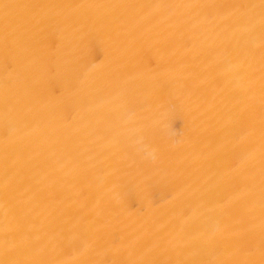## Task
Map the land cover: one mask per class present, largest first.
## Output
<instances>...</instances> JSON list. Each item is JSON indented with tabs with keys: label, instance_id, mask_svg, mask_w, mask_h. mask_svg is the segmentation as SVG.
<instances>
[{
	"label": "bare ground",
	"instance_id": "6f19581e",
	"mask_svg": "<svg viewBox=\"0 0 264 264\" xmlns=\"http://www.w3.org/2000/svg\"><path fill=\"white\" fill-rule=\"evenodd\" d=\"M0 264H264V0H0Z\"/></svg>",
	"mask_w": 264,
	"mask_h": 264
},
{
	"label": "clouds",
	"instance_id": "9594fccd",
	"mask_svg": "<svg viewBox=\"0 0 264 264\" xmlns=\"http://www.w3.org/2000/svg\"><path fill=\"white\" fill-rule=\"evenodd\" d=\"M175 135H176V133H175ZM148 155L154 158V155H155L154 150H153V151H150V152L148 153Z\"/></svg>",
	"mask_w": 264,
	"mask_h": 264
}]
</instances>
